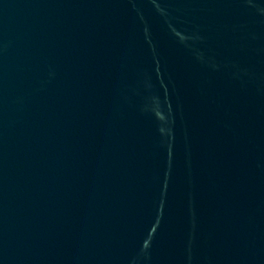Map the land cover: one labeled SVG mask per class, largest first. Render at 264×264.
Listing matches in <instances>:
<instances>
[{
  "label": "water",
  "instance_id": "water-1",
  "mask_svg": "<svg viewBox=\"0 0 264 264\" xmlns=\"http://www.w3.org/2000/svg\"><path fill=\"white\" fill-rule=\"evenodd\" d=\"M0 264H264V0H0Z\"/></svg>",
  "mask_w": 264,
  "mask_h": 264
}]
</instances>
